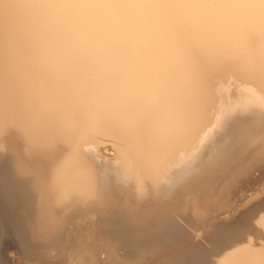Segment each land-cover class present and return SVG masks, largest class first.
I'll return each mask as SVG.
<instances>
[{"label":"bare ground","instance_id":"bare-ground-1","mask_svg":"<svg viewBox=\"0 0 264 264\" xmlns=\"http://www.w3.org/2000/svg\"><path fill=\"white\" fill-rule=\"evenodd\" d=\"M222 70L264 82V0H0V239L20 264H215L226 246L219 264H264L247 244L264 92L227 96ZM97 135L134 180L94 158Z\"/></svg>","mask_w":264,"mask_h":264},{"label":"rangeland","instance_id":"rangeland-1","mask_svg":"<svg viewBox=\"0 0 264 264\" xmlns=\"http://www.w3.org/2000/svg\"><path fill=\"white\" fill-rule=\"evenodd\" d=\"M213 79L215 81V84H219L220 86H224L227 88L226 90V94L229 97H235L236 91L238 90L239 87L241 86H247L250 87L255 93H257L258 95H263L264 92V82L262 83H256V82H250L247 80H243L241 77L237 76L234 72L231 71H225L222 70L220 71L217 75L213 76ZM216 108L213 105H209L206 109V115L207 117L210 118V121L212 120V118L214 116H216ZM262 117H260L257 120H261ZM255 121V120H254ZM251 122L247 123L246 125L243 126V128L247 127V125H250ZM208 125V123H207ZM204 128H202L201 130H203ZM85 144L90 145L91 150L94 154V158L96 160L100 159L99 161H101L103 159V161L110 157L113 158V160L111 161V163H109L110 166H114L116 165L119 169H121V164L119 163V159H118V147H119V142L109 138V137H105V136H99L97 135L95 137V140L91 141L88 140L85 142ZM0 155L2 159H5L7 157H9V153L8 152H1L0 151ZM4 167V168H3ZM40 168L38 166V164H31L29 165V169L30 172L34 171L35 169ZM48 168V166H47ZM4 170V174L6 177L7 181V188L9 190V196L11 197V199H13V197L15 196V190L14 188H12L11 186L8 185L9 183V176L6 173L7 169L5 168V166L3 165L1 159H0V170ZM46 169V168H44ZM126 178V179H131L134 180V175L133 174H129L127 172H123L121 169V174L118 175V177H116V180H120V178ZM29 179V178H28ZM31 179V177H30ZM29 188H34V186H29V184L26 186L25 185V191H28ZM134 188L135 189H140L138 184H134ZM70 215H72V213H69L64 220L59 221V222H50L48 224H44L43 228H42V234H44L47 238H51L54 236V232L55 230L58 228L60 229L61 227L65 226L66 223L69 220ZM257 228H261L260 231L262 232V234H264V230L262 227H260V225L255 224ZM261 233L259 235L256 236H249L248 240H247V244L253 248H262L264 247V236ZM60 240V239H59ZM58 242H62L61 240ZM56 243V242H55ZM227 252H231V251H225L223 252V254H221L219 257H217L215 264H219V261L221 259H224L225 255L227 254ZM103 256H101L102 258ZM71 264H75L74 262H71Z\"/></svg>","mask_w":264,"mask_h":264},{"label":"water","instance_id":"water-1","mask_svg":"<svg viewBox=\"0 0 264 264\" xmlns=\"http://www.w3.org/2000/svg\"><path fill=\"white\" fill-rule=\"evenodd\" d=\"M256 174L252 175V179H251L254 183H256L260 180L259 176H256ZM248 193H249V191H248ZM263 205H264V199H262V205L261 206H263ZM200 230L201 229L195 230L194 236H196V233L199 232ZM241 233H243V232H241ZM243 237H244L243 234H242V236L236 237V240L231 242L232 246L237 244V242L241 243L243 240ZM226 247H224V248H226ZM224 248H222V249L224 250ZM222 249H221V251H223ZM221 251H219V252L221 253ZM220 253H218V254L216 253L214 255V257L215 258L219 257ZM21 258H22L21 250L14 244V240H11L10 238H6V237H3L2 239H0V261H1V264H20ZM206 264H214V260L211 259Z\"/></svg>","mask_w":264,"mask_h":264},{"label":"snow or ice","instance_id":"snow-or-ice-1","mask_svg":"<svg viewBox=\"0 0 264 264\" xmlns=\"http://www.w3.org/2000/svg\"><path fill=\"white\" fill-rule=\"evenodd\" d=\"M79 195L84 199H93L96 196V192L91 188H83L80 190Z\"/></svg>","mask_w":264,"mask_h":264}]
</instances>
